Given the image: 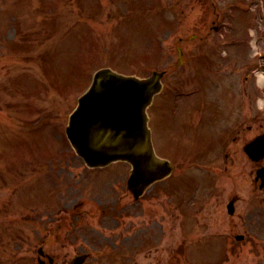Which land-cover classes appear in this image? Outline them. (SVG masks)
<instances>
[{
	"label": "rangeland",
	"instance_id": "374dc122",
	"mask_svg": "<svg viewBox=\"0 0 264 264\" xmlns=\"http://www.w3.org/2000/svg\"><path fill=\"white\" fill-rule=\"evenodd\" d=\"M232 1L0 0V264H39L40 246L57 264L82 248L93 250L86 264H264V192L255 196L241 171L250 166L244 144L264 130V0L247 10ZM225 47L228 86L221 98L206 95L197 61L221 69L198 54ZM103 66L140 76L169 67L151 112L160 153L178 168L139 201L126 187L129 165L93 170L66 135ZM181 90L196 97L190 107L182 99L190 122L182 134V106L170 103L171 92L181 102ZM207 104L217 108L211 121L221 113L227 123H209ZM227 128L224 151L207 154ZM227 160L229 171L214 170ZM238 191L253 200L239 202L244 215L231 219L226 206ZM80 199L85 213L72 219Z\"/></svg>",
	"mask_w": 264,
	"mask_h": 264
},
{
	"label": "water",
	"instance_id": "95a60500",
	"mask_svg": "<svg viewBox=\"0 0 264 264\" xmlns=\"http://www.w3.org/2000/svg\"><path fill=\"white\" fill-rule=\"evenodd\" d=\"M158 79L155 75L138 80L109 70L98 74L96 84L81 98L67 127L77 151L89 164L107 163L112 157L119 156L134 160L143 141L148 143L143 121L145 106L160 87ZM155 163L150 159L144 169L138 166L135 177Z\"/></svg>",
	"mask_w": 264,
	"mask_h": 264
},
{
	"label": "bare ground",
	"instance_id": "6f19581e",
	"mask_svg": "<svg viewBox=\"0 0 264 264\" xmlns=\"http://www.w3.org/2000/svg\"><path fill=\"white\" fill-rule=\"evenodd\" d=\"M261 80H262V81L264 80V76H263V75H261Z\"/></svg>",
	"mask_w": 264,
	"mask_h": 264
}]
</instances>
